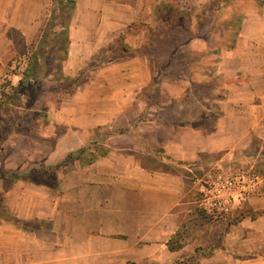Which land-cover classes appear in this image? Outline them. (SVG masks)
Here are the masks:
<instances>
[{"label": "crops", "instance_id": "0c3cea01", "mask_svg": "<svg viewBox=\"0 0 264 264\" xmlns=\"http://www.w3.org/2000/svg\"><path fill=\"white\" fill-rule=\"evenodd\" d=\"M75 1L64 68L69 78H75L80 67L103 49L115 45L140 15L136 0ZM43 5L44 0H0V69L18 53L20 44L30 45L39 37ZM128 38L133 49L129 58L93 73L89 86L95 80L104 81L106 95L92 98L88 88L72 94L54 114L49 111L43 140L55 137V142L46 156L37 158L30 152V133L24 136L27 145L20 155L23 164L32 161L31 165H37L44 158L46 167H52L56 165L53 160L62 162L69 153L94 141L95 130L101 127L129 130L112 135L110 141L133 137L131 154L107 146L109 154L91 165L81 166L79 159L74 169L65 165L68 171L54 176L57 197L51 184L35 178L11 182L5 190L4 209L12 219L0 218V264H179L192 256L186 254L187 246L171 252L167 243L180 228L183 184L177 175L148 171L136 156L160 149L178 162L196 161L205 151L193 153V141L206 146L212 138L237 127L238 133L242 127L240 144L246 145L250 134L264 144V13L259 10L246 17L235 48L217 63L214 77L235 83L217 102L219 118L207 136L176 122L154 120L149 130L135 125V115H128L130 91H135L140 81H144L142 87L151 85L155 75L150 59L139 53L144 38ZM187 90L188 86L184 92ZM86 99L88 106L83 105ZM122 115L130 117L128 123L122 121ZM60 124L66 129L58 133ZM199 135L202 139L196 138ZM212 146L209 152L224 149L219 141ZM252 205L264 215V193L254 198ZM252 227L257 232L256 242L264 243V218L254 220Z\"/></svg>", "mask_w": 264, "mask_h": 264}, {"label": "rangeland", "instance_id": "374dc122", "mask_svg": "<svg viewBox=\"0 0 264 264\" xmlns=\"http://www.w3.org/2000/svg\"><path fill=\"white\" fill-rule=\"evenodd\" d=\"M213 1L217 0L135 1L140 8L139 19L136 22L139 32L135 30L138 33L137 36L147 39L148 33L157 30L158 35L152 39L150 46L145 48V53L141 55L142 57L146 55L152 62V71L155 77L160 69L155 61L158 57L155 55L163 52L166 45L170 46V49L175 45H183L181 50L186 54L191 52L212 54L210 57L178 61L177 66L171 68V70L177 69L175 75L163 79L155 87L152 85L142 87L144 81H140L137 89L130 91L132 101L128 103V110L131 111L128 112V115H135L133 120L137 119L135 125L140 124L149 130L148 128L151 127L154 120L185 124L191 121L198 127L197 132L202 136L210 135L209 131L216 126L205 121L206 117L214 116L215 122L219 118L217 112L208 111L206 104L212 102L218 105L217 102L224 97L223 91L233 85L235 81L221 79L219 81L214 78L216 72L210 75L209 72L205 74L202 70L214 66L213 59L220 61L230 53L231 50L228 48L232 38L230 31L233 27L230 24L236 17L235 14L238 12L241 17L246 19V17L255 16L259 10L264 13V5L260 7L256 0H228L226 4L218 3L212 7L210 4ZM64 2V0H44L39 37L30 45L20 44L18 53L8 58L6 66L0 69V94L2 91L10 94V87L17 86L23 79L24 71L28 68L34 51H37L43 60L42 67L36 77L29 78L30 85L20 96L19 106L6 104L0 108V148H3L0 151V218L7 217L4 198L5 190L11 184L10 180H13L15 175L29 172L30 169L35 170L31 172V175L37 176V181L52 185L54 189L52 193L54 197H57L55 192L58 191V188L54 179L56 173L53 175L52 171L46 167V159L43 158L37 165H31L32 161L29 164H23L20 153L21 149H25L27 145L23 142V140H27L24 136L27 133L31 135L29 137L31 153L36 154L37 158L39 155L44 157L45 154L46 156L48 147L51 149L55 142V137L48 141L43 140L49 124L47 118L50 113L54 114V111L61 108L63 102H66L72 94H81L86 88L89 93L93 94L92 98L104 97L107 93L106 88L103 87L104 81L95 80V84L89 86L94 71L129 58L111 54L97 55L95 61H90L80 67L75 79L65 77L66 61L63 60L65 44L60 36L62 29L54 19V15L60 18L64 14ZM157 6L179 8L186 18L179 22L181 25L171 21L161 25L160 19L155 16ZM65 12L69 11L65 10ZM163 16L166 17L168 14ZM199 17L204 19L199 20ZM165 33H168L169 36L168 44L164 43L161 38ZM128 41L130 38L126 37L124 42L128 44ZM155 44L158 47L154 48ZM110 50L111 48H108V51ZM157 56L160 59L163 58L161 55ZM59 58L63 60V63L57 67L55 60ZM186 62L190 63L188 68L190 67L192 72L197 70L196 72L199 74L193 77L196 84L195 93H188L184 98L185 88L192 87L188 81L191 71L183 73V70L187 69ZM179 72L182 73L179 74ZM118 75L119 73H116V76ZM116 81H121V79ZM118 88L119 90L125 89L122 86H118ZM171 91L174 92L173 96L169 94ZM179 99L180 103L177 102ZM84 104L88 106L89 100H84ZM98 106H100L99 110H103L101 104ZM102 106L105 108L106 105L102 104ZM129 120V116L122 117V121L126 123ZM64 129H66L65 125L60 124L58 133ZM239 130L242 132V127ZM95 131L101 137L90 142L87 147L97 145L107 149L109 146L112 151L123 150V152L131 154L133 137H120L110 141L111 136L105 137L108 132L110 133V130L101 127ZM240 132L238 133L237 127L230 133L221 134L216 139L212 138L206 146L200 140L193 141L191 144L193 153L198 150L205 152L201 153L196 161H179L183 163L182 165L170 162L169 157L163 153L158 154L159 151H162L160 149L148 151L143 155H150V158H153L144 161L145 168L150 172H156L159 167L157 162L162 161L168 166L190 172L189 177L182 173L177 175L183 184V197L178 212L181 218L180 226L186 227L187 248L185 252L189 256L199 255L198 264H264V243L256 242L257 232L252 227L254 220L260 217L264 218L260 211L256 212L252 208V200L264 193V169L262 166L264 164V144L258 145V141L251 134L248 143H245L246 140L242 142L246 145L240 144L243 140V135ZM200 135L195 137L202 139ZM216 141L221 142L224 149L209 152ZM12 143L15 144V151H12ZM201 155L204 157L202 158ZM53 162L56 165L60 163L58 158ZM29 165H31L30 168ZM68 166L74 169V162ZM60 170L59 174L68 171L65 165ZM201 209L205 211V215L201 214ZM48 224L51 225L50 222Z\"/></svg>", "mask_w": 264, "mask_h": 264}, {"label": "trees", "instance_id": "16d2710c", "mask_svg": "<svg viewBox=\"0 0 264 264\" xmlns=\"http://www.w3.org/2000/svg\"><path fill=\"white\" fill-rule=\"evenodd\" d=\"M64 1H65L64 7H63L64 14L62 16H60V18H57V16L54 15V19H55V23L58 26H60V28L62 29L60 36H61V38H63L64 44H65V46H64L65 50L63 51V53L65 54V58L63 60L65 62L68 58V50H69V44H70L69 32H70L72 19H73V14H74V11L76 8V1L75 0H64ZM256 1L259 2L260 7L262 5H264V0H256ZM227 2H228V0H217V1L211 2L210 6L215 7L216 4H218V3L219 4H226ZM65 10H68L69 12H65ZM164 14H168V16L164 17L163 16ZM183 15H182V12L179 10V8L172 9L170 6L165 7V8H163L162 6L161 7L157 6L155 9V16L160 19L161 25H165L167 22L170 23V21L173 23H176V22L179 23L181 20L186 18V16H183ZM235 15H236V17L234 18V20H232L233 22L230 24V26H233V27L231 28V31H230L232 38H231V42H230V46H229L228 50H233L235 48V46L238 42V37L240 35L241 29L243 26V22L245 20V18L243 16H242L243 17L242 18L241 15L238 14V12ZM202 19H204V18L199 17V20H202ZM137 25H138L137 23H134L130 27H128L126 34H122L117 39L116 44L110 47L111 48L110 51H108L107 48L103 49L99 55L103 56V55L111 54V55H115V56L121 55L122 57H127L128 55H130L133 52V49L129 44L124 42V40L126 37H128V35L137 37V34H138L137 32H139V26H137ZM169 28H172V27L169 26ZM169 28H168V30H169ZM135 30H137V32ZM149 32H150V30H149ZM148 34L149 35H148L147 39H145V37H143L145 41H144L143 45L141 46V48H139V53H145V50H146L145 48H148L151 44L152 39L155 38L156 35H158L157 30L152 31ZM168 37H169L168 33L162 34V36H161L162 40H164V43H166V44H168ZM182 46L183 45H179V46L175 45L174 48L170 49V46L166 45V48L163 52L161 51L160 54L158 53L155 55L156 57H158V58H156L155 61L158 63L160 69H159V72L157 75L159 78H156L157 77L156 76L154 78V82L151 84L153 87L159 85L160 81H162L163 79H168V78H171L175 75V72L177 69L171 70V68H175V66H177L176 63L178 61L181 62V61L189 60V59L191 60V59H196V58H204L206 56L210 57L212 55V54H209V52H206V53H204V52H202V53L191 52L189 54H186V53H184V51L181 50ZM153 47L156 48V47H158V45L155 44V45H153ZM157 55H161L163 58L160 59L159 56H157ZM96 56H94V58H93L94 61L96 59ZM63 60L60 58L55 60L57 67H60L62 65ZM42 61L43 60L39 56L38 52L34 51V53L31 56V60L29 61V66L24 71L23 79L20 80L19 84L17 86H11L10 87L11 88L10 94H6L3 91L1 92V94H0V108L5 106L6 104L19 106V104L21 102L20 96L24 93V91L30 85L29 78L34 79L36 77V75L39 73V71L42 67ZM212 61L215 62L214 66H210L207 69L202 70L203 73L206 74L209 72L211 75V74H214V72H216L217 63L219 61L217 59L216 60L213 59ZM188 66H190V63L186 62L187 69H184L183 73H187V72L189 73L191 71V68L190 67L188 68ZM196 71L197 70H195V71L193 70V72L191 71V77L189 76L190 78H188V80L192 84V87L189 88L186 92H184V94H183L184 98L188 95V93L189 94L195 93L194 87L196 86V84L194 83L193 77L195 75L199 74ZM181 73L182 72H179V74H181ZM65 77H66V75H65ZM67 78H69V77H67ZM71 79H75V78H71ZM180 99L177 101L178 103L181 102ZM206 105H207L209 112H217L218 115L220 114V112H219L220 109H219V106L217 104L215 105L212 102H208ZM215 119L216 118L214 116L208 117V118L206 117L205 121L211 122L212 124L216 125L218 119L216 122H215ZM176 125L183 126V127L184 126L185 127L190 126L193 129L198 130V127H196L194 125V122H191V121H189L186 124L185 123H176ZM214 129H215V127H214ZM214 129H211V131H209V132L212 133L214 131ZM108 130H110V129H108ZM127 132H129V130H113V131L110 130V133L108 132L105 137H107V136L110 137V136L115 135V134H124ZM99 136L101 137V135H99ZM99 136L97 134L96 140H98ZM260 143L261 142L258 141V145ZM2 149L3 148H0V151H2ZM161 153H163V151H159L158 154H161ZM108 154H109V151L107 149L103 148L102 146H97V145H94V147L93 146H88V147L86 146V147L79 149L78 151L69 153L66 156L65 160L60 162L59 164L52 166V167H47V168L52 171L53 175H55V173H57L62 166L69 165L70 163L75 162L78 159L80 161L81 166H87V165L93 164L94 162H96L101 157H106ZM136 157H138L140 160H142V164L144 165V167H146V165L144 164L145 159H153V158H150L151 157L150 155H147V156L137 155ZM201 157L203 158L204 155H201ZM168 159L170 160V162L176 163L177 165L183 164L182 162H178V161H176L170 157ZM153 161H154V163H156L155 160H153ZM157 165L159 167L157 168L156 172L166 173V174H174V175H178V173L179 174L182 173L186 177L190 176L189 171L179 170V169H176L175 167L168 166L163 161L160 163L157 162ZM189 165H194V164H189ZM28 171L29 172H25L22 175H15L12 178L13 180H10V183L14 182V181L22 180V179H34L35 178L37 180V178H38L37 176H35L33 174L31 175V172H33L35 170L30 169ZM39 173H41V172H39ZM204 212L205 211L201 209L202 215H205ZM7 218L12 219V217L9 215H7ZM20 223H23V222H20ZM185 228H186L185 226H180L177 233L174 236H172L170 238V240L168 241L167 247L171 252H178V251H180L186 247L187 242L185 240ZM198 262H199V255L194 254L191 257H189L187 260L179 262V264H198Z\"/></svg>", "mask_w": 264, "mask_h": 264}]
</instances>
